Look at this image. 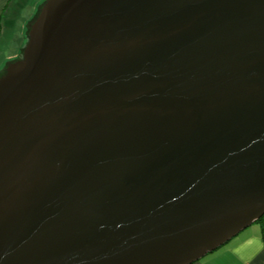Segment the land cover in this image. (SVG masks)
<instances>
[{"label":"water","instance_id":"obj_1","mask_svg":"<svg viewBox=\"0 0 264 264\" xmlns=\"http://www.w3.org/2000/svg\"><path fill=\"white\" fill-rule=\"evenodd\" d=\"M0 69V264H190L264 213V0H45Z\"/></svg>","mask_w":264,"mask_h":264},{"label":"crops","instance_id":"obj_2","mask_svg":"<svg viewBox=\"0 0 264 264\" xmlns=\"http://www.w3.org/2000/svg\"><path fill=\"white\" fill-rule=\"evenodd\" d=\"M44 1L0 0V49L9 48L5 51L8 52L6 55H0L4 56L3 61L9 60L10 53L20 52L26 42V24L22 23L32 18L37 6ZM259 230V226L251 225L244 233H237V236L190 264H264V240Z\"/></svg>","mask_w":264,"mask_h":264},{"label":"rangeland","instance_id":"obj_3","mask_svg":"<svg viewBox=\"0 0 264 264\" xmlns=\"http://www.w3.org/2000/svg\"><path fill=\"white\" fill-rule=\"evenodd\" d=\"M32 11H34V9H32ZM35 12V11H34ZM32 13V12H31ZM35 14V13H34ZM27 21L28 20H26L25 19V21L22 23L23 25H25L26 23H27ZM25 27V30L27 29L26 28V25L24 26ZM26 36V35H25ZM13 37V36H12ZM12 39V38H11ZM16 41H13V43H15ZM26 43V42H25ZM7 50H9V48H1L0 49V55H6V53H8V52H5V51H7ZM18 53L19 52H16V53H10L9 55H10V57H9V60H11V59H14V58H17V56H18ZM3 59H4V56H1L0 57V64H1V68H2V66L5 64V62L7 61V60H4L3 61ZM0 68V69H1ZM259 226L258 225V223L257 222H253L252 224H250L249 226H247L246 228H244L243 230H241L240 232H238V233H244V231H246V229H248V228H250V226ZM238 235V234H237ZM236 235V236H237ZM234 237H235V235H234Z\"/></svg>","mask_w":264,"mask_h":264},{"label":"trees","instance_id":"obj_4","mask_svg":"<svg viewBox=\"0 0 264 264\" xmlns=\"http://www.w3.org/2000/svg\"><path fill=\"white\" fill-rule=\"evenodd\" d=\"M254 222L258 223L260 235L264 240V213Z\"/></svg>","mask_w":264,"mask_h":264},{"label":"flooded vegetation","instance_id":"obj_5","mask_svg":"<svg viewBox=\"0 0 264 264\" xmlns=\"http://www.w3.org/2000/svg\"><path fill=\"white\" fill-rule=\"evenodd\" d=\"M4 72H2L0 75H2Z\"/></svg>","mask_w":264,"mask_h":264}]
</instances>
